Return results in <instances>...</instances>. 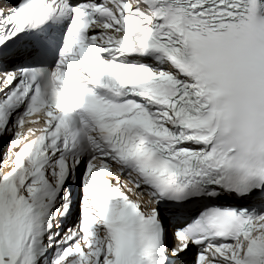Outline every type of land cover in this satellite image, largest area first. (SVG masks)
<instances>
[{
  "label": "snow or ice",
  "instance_id": "6c2138e0",
  "mask_svg": "<svg viewBox=\"0 0 264 264\" xmlns=\"http://www.w3.org/2000/svg\"><path fill=\"white\" fill-rule=\"evenodd\" d=\"M0 145V264H264V0H0Z\"/></svg>",
  "mask_w": 264,
  "mask_h": 264
},
{
  "label": "bare ground",
  "instance_id": "6f19581e",
  "mask_svg": "<svg viewBox=\"0 0 264 264\" xmlns=\"http://www.w3.org/2000/svg\"><path fill=\"white\" fill-rule=\"evenodd\" d=\"M0 146L2 147V151H0V154H2V152H3L4 149H3V146L2 145H0ZM125 180H126V178H125ZM192 250H195V248L194 247H190L189 250L186 252L185 261H188V256H189V254H190V252Z\"/></svg>",
  "mask_w": 264,
  "mask_h": 264
},
{
  "label": "rangeland",
  "instance_id": "374dc122",
  "mask_svg": "<svg viewBox=\"0 0 264 264\" xmlns=\"http://www.w3.org/2000/svg\"><path fill=\"white\" fill-rule=\"evenodd\" d=\"M194 253H195V250H192L191 252H190V256H189V260H191L192 258H193V255H194Z\"/></svg>",
  "mask_w": 264,
  "mask_h": 264
}]
</instances>
